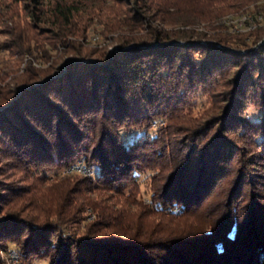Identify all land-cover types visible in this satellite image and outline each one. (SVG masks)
I'll use <instances>...</instances> for the list:
<instances>
[{
	"label": "trees",
	"instance_id": "16d2710c",
	"mask_svg": "<svg viewBox=\"0 0 264 264\" xmlns=\"http://www.w3.org/2000/svg\"><path fill=\"white\" fill-rule=\"evenodd\" d=\"M127 3L126 29L140 34L122 38L112 54L68 59L42 82L33 72L0 101V143L17 161L95 168L94 178L63 175L40 217L12 212L0 191V250L15 246L24 264H264V24L215 35L219 47L189 29L160 27L216 12L165 17L160 0ZM76 9L66 0L21 4L33 28L60 23L58 37L71 31ZM3 32L11 38L1 49L44 56ZM199 86L219 98L208 113L184 119L187 93ZM250 105L260 109L256 120L246 116ZM146 170L156 172L142 203L131 193Z\"/></svg>",
	"mask_w": 264,
	"mask_h": 264
},
{
	"label": "rangeland",
	"instance_id": "374dc122",
	"mask_svg": "<svg viewBox=\"0 0 264 264\" xmlns=\"http://www.w3.org/2000/svg\"><path fill=\"white\" fill-rule=\"evenodd\" d=\"M22 1L13 4L11 0H0V46L11 38L10 34L3 31H15L16 34L27 38L26 41L31 48L44 52V56L32 59L26 53L18 56L14 51L12 54V51L0 47V101L6 98L5 95L8 94V91L18 94L23 83L33 79V72H39L36 74V79L42 82L48 75H58V73L64 72L70 62L68 59L71 60L83 54L95 57L98 50L112 54L118 50L117 45L122 38L142 32V30L128 31L126 29L133 25L127 0H66V2L71 1L77 9L72 14L70 24L67 25V27L70 26L71 31H66L61 37H58V34L61 35L63 29H60L62 25L58 22L56 24H41L38 26L39 28L31 27V23L21 10ZM260 6H264V0H160L159 8L165 11V17L176 15L182 9L195 13L197 11L207 13L211 10L216 14L211 18H203L187 25L164 23L159 26L172 30L189 29L194 35L199 33L204 35L199 38L196 36L199 43H214L216 46L222 47L219 42L213 40L215 35L226 33L241 36V33L264 24V7ZM252 19L254 20L251 22ZM34 30L37 32L35 42L28 39L33 32L35 33ZM263 42L264 36L261 37L258 44ZM229 47L225 48L229 49ZM237 50L242 51L241 49ZM207 89L209 88L203 89L199 86L187 93V103L183 111L184 119L198 117L200 114L212 110L213 105L211 104H216L214 100L219 96L211 94ZM154 111H156V107L150 110V112ZM245 113L248 119L256 120L260 109L255 105H250ZM159 124L163 123L158 122L155 125ZM129 139L130 136H126L124 142ZM5 149L0 143V191L7 202V208L12 212L40 217L41 213L43 214V209L48 207L47 203L51 201L49 196L58 194L63 189L64 181L61 180L63 175H65L63 178L68 177L69 180L80 177L94 178L95 175V168L89 169L81 160L63 169L57 166L33 165L17 161L13 157V151L9 150L8 152ZM155 172L146 170L136 174L137 187L131 193L133 199L142 203L148 200L151 176ZM129 200L131 197H127L126 203L124 201L122 205L127 204ZM83 215L85 220L93 219V213L88 209ZM184 216L179 215L178 217ZM185 218L192 219V217L186 216ZM0 256L5 264L23 263L15 246L4 247V250H0ZM32 264L46 263L35 260Z\"/></svg>",
	"mask_w": 264,
	"mask_h": 264
},
{
	"label": "bare ground",
	"instance_id": "6f19581e",
	"mask_svg": "<svg viewBox=\"0 0 264 264\" xmlns=\"http://www.w3.org/2000/svg\"><path fill=\"white\" fill-rule=\"evenodd\" d=\"M249 20V19H248ZM254 19L251 20V22L253 21ZM240 21V20H239ZM245 21V20H244ZM251 24V23H250ZM249 27V26H248Z\"/></svg>",
	"mask_w": 264,
	"mask_h": 264
}]
</instances>
